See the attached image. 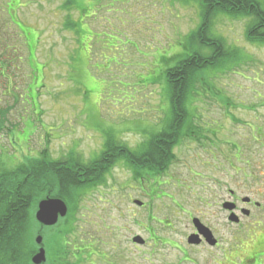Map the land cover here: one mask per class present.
Masks as SVG:
<instances>
[{"label": "rangeland", "instance_id": "obj_1", "mask_svg": "<svg viewBox=\"0 0 264 264\" xmlns=\"http://www.w3.org/2000/svg\"><path fill=\"white\" fill-rule=\"evenodd\" d=\"M12 1L0 0L1 170L29 159L65 160L71 152L85 161L110 139L129 151L148 145L172 118L166 71L194 53H212L188 39L200 23L199 0H77L87 16L72 13L83 21L80 36L65 28L64 0ZM250 22L215 18L210 35L235 53L196 75L161 182V172L133 178L119 167L105 187L84 198L79 191L70 203L72 229L39 235L49 243L43 264L61 243L64 264H214L221 250L189 243L191 215L220 229L222 250L256 230L264 215V44L249 42ZM22 33L30 35L28 46ZM230 190L261 205L248 208L242 232L224 227L215 199ZM148 211L151 233L143 228ZM31 220L33 264L43 245H35L39 226ZM135 236L151 241L134 245ZM82 241L85 259L77 252Z\"/></svg>", "mask_w": 264, "mask_h": 264}, {"label": "trees", "instance_id": "obj_2", "mask_svg": "<svg viewBox=\"0 0 264 264\" xmlns=\"http://www.w3.org/2000/svg\"><path fill=\"white\" fill-rule=\"evenodd\" d=\"M199 1L202 4L201 25L189 35L188 39L194 44L210 48L212 53L210 56L194 53L179 62L174 68L167 70L172 118L166 131L148 143L149 155L147 156L149 158L139 159L144 165L146 164L150 171L165 172L174 159L172 147L178 143L179 134L188 116L187 96L196 75L209 67L219 66L235 53L224 40L215 39L210 35L215 18L219 14H227L234 18L247 17L251 19L247 30L249 42L264 44V10L258 0ZM12 3H16V1L13 0ZM79 5L77 0H64L61 6V9L68 13L65 28L73 30L77 36L83 32V21L81 19L74 20L72 13L78 12L80 15H84V9L80 10ZM83 17H87L86 14ZM14 24L16 25V23ZM21 36L28 46L27 41L30 35L22 33ZM176 54H174V58L177 56ZM0 65L6 68L2 64ZM11 65L13 67V63ZM2 117L3 114L0 112V121ZM106 145L118 146L119 148H116L115 151L119 152L121 159L129 162V157L123 154L125 152L127 155L129 154V150L125 146L117 144L113 139L107 140ZM45 161L46 158H37L31 161L29 159L13 170H1L0 168V264H31V258L35 252L34 246L30 242L32 237L30 236L31 219L33 216L35 219L38 202L47 195L63 196V190L72 196L82 187L78 179L83 177L81 169L83 165L81 160H78L76 153L72 152L65 160L57 159L49 164ZM92 172L91 169L84 168V177L92 178Z\"/></svg>", "mask_w": 264, "mask_h": 264}, {"label": "flooded vegetation", "instance_id": "obj_3", "mask_svg": "<svg viewBox=\"0 0 264 264\" xmlns=\"http://www.w3.org/2000/svg\"><path fill=\"white\" fill-rule=\"evenodd\" d=\"M264 132V130H263ZM206 137V136H205ZM203 137V138H205ZM196 142L201 140L200 136L195 137ZM264 140V138L262 137ZM261 145L264 146V141L261 142ZM116 148H119L118 146H109V145H102L98 150L93 151L88 157H86V160L84 161V156L83 160H81L82 166V175L81 179H78V181L81 182L82 187L80 188V196L81 197H86L87 195L97 191L98 188H103L108 184V182L111 180L112 173L114 170L117 168H123L124 170H128L131 174L132 177L135 178L138 176L139 178H147L148 176L152 175L151 171L149 168L145 167L146 164L144 165L142 161H139V159H148L149 156V151H148V146H140L134 151H129V154L123 153L124 155L129 157V162L126 161H121L120 160V154L118 151H115ZM70 153L69 155H71ZM78 155V154H77ZM256 161H261V160H256ZM248 164V163H247ZM253 167V166H252ZM84 168L85 169H91L93 172V177H84ZM88 172V171H86ZM163 173H156L155 179L157 182L159 181V178L161 177ZM247 174L245 173L244 176ZM247 178V177H245ZM232 179V178H231ZM77 181V180H75ZM64 189V188H63ZM79 192V191H78ZM77 193H73L72 196H69L65 190H63L64 195L63 196H53V195H47L43 199H41L38 202L37 205V210L39 209V203L45 199H58L63 201L67 207H68V213L64 218H59L58 223L55 226L52 227H47L44 226L40 223H38L39 229H38V236L39 235H44L45 231L53 230L56 229V233L58 232L59 235L63 234L64 230H70L73 227L72 221H71V212L70 208L71 202H74L73 204L77 203L76 197L78 195ZM227 196H215V199L219 202L218 207L220 208V213H223L225 215V228L229 231L232 230L233 226L237 227V231L242 232L244 228H247V226H243V219L251 218V213L249 212L248 208L251 207H257L258 209L261 208V205H259L256 202H253L249 198H243L239 197L238 194H236L234 191L230 190L229 194H226ZM147 196H149L147 194ZM136 203V202H135ZM217 203V202H216ZM143 207V206H141ZM80 210V208L78 209ZM247 210V212L245 211ZM84 211V208L82 209ZM236 215L238 217L237 222L233 223L231 220L232 215ZM244 214V216H242ZM236 217V218H237ZM84 219V217H83ZM194 219H198L200 224L206 226L211 233L213 234L214 241L216 242V245L211 246L209 243L206 242L204 235L200 232V230L196 227V224H194ZM190 220L193 224V234L194 236H199L197 237V241H199V244H194L193 246H209L210 249H215V250H221L222 251V258H217L214 259V264H264V215L260 217L256 223V230H259L258 232L256 230H247V235L246 237H240V238H235L236 242L235 245L230 247H226L227 249H223V240L220 236H216V233L220 232V229L218 227H214L210 224L207 223V220L202 219V218H197V217H192L190 216ZM83 226H82V237L84 239V220H82ZM152 213L148 211L147 213V220L143 228L147 233H151L152 231H155L154 228H152ZM164 223L162 222V225ZM243 224V225H242ZM142 226V224H140ZM58 227V228H56ZM249 233V234H248ZM252 234V235H251ZM136 237V236H135ZM132 239V243L134 245H141L143 247L147 246L149 241H151L149 238L147 239H139V241H134V238ZM82 243V248L78 249V253L83 255L84 258V241ZM48 242L42 243L43 249L46 252V256L48 259ZM41 250V247L38 246L36 249L37 254ZM60 250H62L65 256H67V247L66 245H60L59 248L56 249L55 253L53 254V257L51 258L50 264H64L61 263V259L63 258L60 255ZM75 254V253H74ZM73 254V255H74ZM75 258V257H74ZM85 259V258H84ZM78 262V261H77ZM81 262V260H79ZM69 264V263H65Z\"/></svg>", "mask_w": 264, "mask_h": 264}, {"label": "water", "instance_id": "obj_4", "mask_svg": "<svg viewBox=\"0 0 264 264\" xmlns=\"http://www.w3.org/2000/svg\"><path fill=\"white\" fill-rule=\"evenodd\" d=\"M67 214V207L65 204L59 200H44L40 202L39 209L36 214L37 221L47 227L55 226L58 222L59 217H65ZM196 227L200 230V232L204 235L206 241L212 245L215 244L213 241L212 233L209 229L204 227L199 223L198 220H194ZM197 237L199 236H192L189 239L190 244H199L197 241ZM43 238L38 236L36 239V244L41 245ZM136 241H139V238H136ZM46 262V252L43 248L36 254L33 259V264H43Z\"/></svg>", "mask_w": 264, "mask_h": 264}]
</instances>
